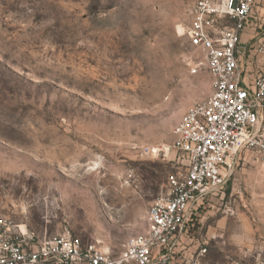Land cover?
Here are the masks:
<instances>
[{"label":"rangeland","instance_id":"1","mask_svg":"<svg viewBox=\"0 0 264 264\" xmlns=\"http://www.w3.org/2000/svg\"><path fill=\"white\" fill-rule=\"evenodd\" d=\"M194 1L0 0V217L112 254L146 229L185 164L172 126L212 90L185 34ZM251 23L255 46L264 0ZM239 157L192 217L191 251L217 233L213 264H264V156Z\"/></svg>","mask_w":264,"mask_h":264},{"label":"built area","instance_id":"2","mask_svg":"<svg viewBox=\"0 0 264 264\" xmlns=\"http://www.w3.org/2000/svg\"><path fill=\"white\" fill-rule=\"evenodd\" d=\"M255 5L256 0H195L191 7L185 34L204 53L212 90L172 126L171 147L185 164L167 176L165 195L147 211L146 229L112 254L67 234L35 242L25 224L0 217V264H178V257L180 264H213L205 259L203 242L188 260L182 243L197 208L233 175L240 153L264 156V41L239 44ZM254 56L261 60L256 66Z\"/></svg>","mask_w":264,"mask_h":264},{"label":"crops","instance_id":"3","mask_svg":"<svg viewBox=\"0 0 264 264\" xmlns=\"http://www.w3.org/2000/svg\"><path fill=\"white\" fill-rule=\"evenodd\" d=\"M261 0H256V5H255V9H254V14H256L257 12V9H258V4ZM252 24L251 23V20L247 23L244 31L240 34V37H239V44H246L249 40V38L251 37V33H250V29L252 27ZM256 25V24H255ZM230 209H232V207H229ZM198 209V208H197ZM196 214H197V211H196ZM210 232V230L208 231ZM217 233L216 234H212V232L209 234V236L206 234V236L204 237H201L199 240L200 242L197 243V245L195 246V249L193 251H191V247H190V244H191V239H189V236H187V238H185L183 240V243H182V250H183V255H184V258L188 260V258H190V256L194 253V251L197 249L198 245L201 244L202 242L204 243L205 245V248L207 250V244H208V241H211V239H213L214 237H216ZM180 257H178V264H180L182 262L181 259H179ZM205 259L210 262V263H213L211 262L208 254L206 253V257ZM238 262L239 264H242L241 261H236ZM263 264V263H262Z\"/></svg>","mask_w":264,"mask_h":264}]
</instances>
